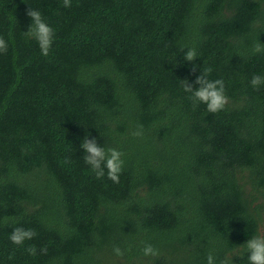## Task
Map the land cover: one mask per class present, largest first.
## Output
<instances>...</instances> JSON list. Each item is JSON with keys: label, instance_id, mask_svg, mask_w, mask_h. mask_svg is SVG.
I'll return each instance as SVG.
<instances>
[{"label": "trees", "instance_id": "trees-1", "mask_svg": "<svg viewBox=\"0 0 264 264\" xmlns=\"http://www.w3.org/2000/svg\"><path fill=\"white\" fill-rule=\"evenodd\" d=\"M30 7L55 30L47 57L24 33ZM0 37V264H249L241 245L264 235V0H0ZM203 68L225 83L217 113L184 90ZM86 136L123 153L119 183L84 162ZM17 226L37 236L14 244Z\"/></svg>", "mask_w": 264, "mask_h": 264}, {"label": "clouds", "instance_id": "clouds-1", "mask_svg": "<svg viewBox=\"0 0 264 264\" xmlns=\"http://www.w3.org/2000/svg\"><path fill=\"white\" fill-rule=\"evenodd\" d=\"M63 6L65 8H70L72 6V0H63ZM26 14L31 18L32 23L28 31L24 32L25 35L37 42L42 56H49L55 40V30L44 20L39 10L30 7ZM7 50L8 46L5 39L0 37V53H6ZM181 51L184 53V59L186 61L191 62L196 60L197 53L195 49H188L186 51L181 49ZM255 51H264V43H258L255 46ZM211 71V68H203L201 74L196 76L194 84L199 85L198 88H194L192 84L184 80V90L192 94L191 99L194 104L203 103L207 106L208 112L217 113L226 107L229 98L226 95L223 79H208ZM191 72L192 74L197 72V67L195 65H193ZM251 85L254 88H259L261 85H264V76L254 75L251 79ZM133 135L142 136L143 126H140ZM81 148L85 152L83 156L84 162L91 167L97 179H101L107 174L108 179L115 183H119L120 174L124 167V160L122 159L123 153L121 151L111 147L105 148L97 142L96 138L93 137L90 139L87 136L83 139ZM35 236H37V232L34 229L17 226L11 232L9 239L16 245H23L25 241L32 240ZM241 246L248 252L249 264H264V235L253 236ZM40 251L46 254L47 248H41ZM113 251L118 257L124 255V250L120 247H115ZM142 251L146 257H156L159 255L158 249L151 244H146ZM27 252L35 256L37 254V249L30 246ZM232 257L231 262H229L228 257H226L221 261V264H233ZM206 259L207 264H216V258L213 254L209 253Z\"/></svg>", "mask_w": 264, "mask_h": 264}]
</instances>
